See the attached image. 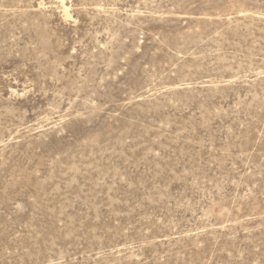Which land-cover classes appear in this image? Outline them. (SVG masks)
<instances>
[{
  "label": "rangeland",
  "instance_id": "rangeland-1",
  "mask_svg": "<svg viewBox=\"0 0 264 264\" xmlns=\"http://www.w3.org/2000/svg\"><path fill=\"white\" fill-rule=\"evenodd\" d=\"M0 264H264V0H0Z\"/></svg>",
  "mask_w": 264,
  "mask_h": 264
},
{
  "label": "bare ground",
  "instance_id": "bare-ground-1",
  "mask_svg": "<svg viewBox=\"0 0 264 264\" xmlns=\"http://www.w3.org/2000/svg\"><path fill=\"white\" fill-rule=\"evenodd\" d=\"M64 13L67 15V6H64Z\"/></svg>",
  "mask_w": 264,
  "mask_h": 264
}]
</instances>
